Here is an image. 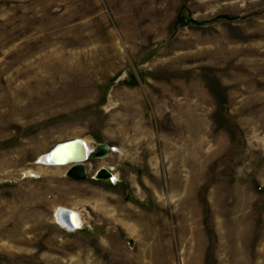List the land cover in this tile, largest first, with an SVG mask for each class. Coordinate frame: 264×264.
<instances>
[{
    "label": "rangeland",
    "instance_id": "obj_1",
    "mask_svg": "<svg viewBox=\"0 0 264 264\" xmlns=\"http://www.w3.org/2000/svg\"><path fill=\"white\" fill-rule=\"evenodd\" d=\"M0 264H264V0H0Z\"/></svg>",
    "mask_w": 264,
    "mask_h": 264
},
{
    "label": "water",
    "instance_id": "obj_2",
    "mask_svg": "<svg viewBox=\"0 0 264 264\" xmlns=\"http://www.w3.org/2000/svg\"><path fill=\"white\" fill-rule=\"evenodd\" d=\"M188 20L196 22L194 19ZM98 148L89 151L87 144L81 137H77L70 140H65L56 143L48 151L40 154L37 161H41L49 165H65L68 164V168L65 174L68 177L74 179H84L88 175V170L85 165V161L88 156L90 157H103L106 156L110 150V146L107 143H98ZM94 178H107L113 181L112 172L106 167H100L93 175ZM77 211L65 207L59 206L54 212L56 221L68 230H74L81 228L82 223L75 218ZM63 215V216H62ZM63 217L60 219V217ZM62 222V223H61Z\"/></svg>",
    "mask_w": 264,
    "mask_h": 264
},
{
    "label": "bare ground",
    "instance_id": "obj_3",
    "mask_svg": "<svg viewBox=\"0 0 264 264\" xmlns=\"http://www.w3.org/2000/svg\"><path fill=\"white\" fill-rule=\"evenodd\" d=\"M84 141L86 142V144H87V148L89 149V151H92L93 150V148H92V146L88 143V141L86 140V139H84ZM40 156V155H39ZM38 156V157H39ZM90 157V155L88 156V158ZM88 158H87V160H88ZM37 163H39V164H45V163H43V162H41V161H38ZM29 170V169H28ZM30 173L32 174V171H30ZM113 174V180L115 181V180H117V175L116 174H114V173H112ZM59 206H57V207H55V210H57V208H58ZM55 210H54V212H55ZM54 216H56V215H54ZM63 216V215H62ZM60 217V219H62L63 217ZM75 218L78 220H80V222L81 223H83V220H82V217H81V215H80V212L79 211H77V215L75 214ZM55 219H56V217H55ZM62 223V222H61ZM132 227V226H131Z\"/></svg>",
    "mask_w": 264,
    "mask_h": 264
}]
</instances>
